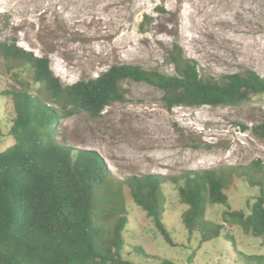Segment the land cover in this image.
I'll use <instances>...</instances> for the list:
<instances>
[{
	"label": "rangeland",
	"instance_id": "374dc122",
	"mask_svg": "<svg viewBox=\"0 0 264 264\" xmlns=\"http://www.w3.org/2000/svg\"><path fill=\"white\" fill-rule=\"evenodd\" d=\"M0 41L48 56L65 85L123 62L175 73L168 52L176 43L206 77L247 70L264 77V0H0ZM27 78L25 68L0 65V129L5 131L0 150L13 142L6 134L11 104L1 95L26 88ZM121 84L125 100L106 106L98 117L70 105L57 126L59 141L97 153L120 179L227 169L253 160L264 166V93L237 105H180L169 112L157 86L131 79ZM229 180L231 207L248 210L258 187L241 176ZM163 189L164 222L177 246L169 245L128 198L125 252L142 247L154 264H164L163 258L176 264H246L245 254L264 253L263 238L240 225L226 224L237 246L222 237L203 245L189 239L182 221L187 205L177 185L168 182ZM224 208L209 205L206 218L223 222Z\"/></svg>",
	"mask_w": 264,
	"mask_h": 264
},
{
	"label": "trees",
	"instance_id": "16d2710c",
	"mask_svg": "<svg viewBox=\"0 0 264 264\" xmlns=\"http://www.w3.org/2000/svg\"><path fill=\"white\" fill-rule=\"evenodd\" d=\"M168 60L175 73L123 62L65 85L48 56L0 41V65L20 66L28 74L26 88L1 95L11 104L6 134L13 142L0 150V264H154L150 261L154 256L142 247L125 252L129 222L125 203L130 198L152 219L163 239L177 246L164 222L163 185L168 182L177 185L179 198L187 205L182 221L189 239L195 237L203 245L222 237L237 246L226 224L240 225L245 233L262 237L264 246V166L259 161L177 176L120 179L97 153L59 141L57 126L70 105L98 117L106 106L125 100L127 90L121 83L127 79L160 88L169 112L180 105H237L264 93V77L253 70L227 73L220 79L206 77L178 43L168 52ZM235 176L259 189L248 210L230 205L227 189ZM212 204L225 207L223 222L206 218ZM244 260L264 264V253L245 254ZM162 263L176 264L171 258Z\"/></svg>",
	"mask_w": 264,
	"mask_h": 264
}]
</instances>
